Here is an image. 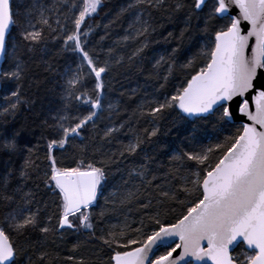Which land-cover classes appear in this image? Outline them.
Instances as JSON below:
<instances>
[{
	"label": "snow or ice",
	"instance_id": "obj_1",
	"mask_svg": "<svg viewBox=\"0 0 264 264\" xmlns=\"http://www.w3.org/2000/svg\"><path fill=\"white\" fill-rule=\"evenodd\" d=\"M109 3L0 0V264H264V0Z\"/></svg>",
	"mask_w": 264,
	"mask_h": 264
},
{
	"label": "trees",
	"instance_id": "obj_2",
	"mask_svg": "<svg viewBox=\"0 0 264 264\" xmlns=\"http://www.w3.org/2000/svg\"><path fill=\"white\" fill-rule=\"evenodd\" d=\"M116 3H117V0H111V3H109V4L107 5V7H105V8L102 10V12H101V16L103 17L105 13L109 12V10H110L111 8H113L114 5H115ZM165 250H166L165 248H160V252H163V251H165ZM158 254H159V253H158Z\"/></svg>",
	"mask_w": 264,
	"mask_h": 264
},
{
	"label": "water",
	"instance_id": "obj_3",
	"mask_svg": "<svg viewBox=\"0 0 264 264\" xmlns=\"http://www.w3.org/2000/svg\"><path fill=\"white\" fill-rule=\"evenodd\" d=\"M177 242H178V240L177 241H169V244H170V246L174 247L175 243H177ZM161 248H163V246ZM180 251H181L180 249H177V252L173 254L174 257L178 256ZM186 259H190V258H186ZM181 264H183V262H181ZM193 264H194V262H193Z\"/></svg>",
	"mask_w": 264,
	"mask_h": 264
},
{
	"label": "rangeland",
	"instance_id": "obj_4",
	"mask_svg": "<svg viewBox=\"0 0 264 264\" xmlns=\"http://www.w3.org/2000/svg\"><path fill=\"white\" fill-rule=\"evenodd\" d=\"M171 247H173V246H171Z\"/></svg>",
	"mask_w": 264,
	"mask_h": 264
},
{
	"label": "bare ground",
	"instance_id": "obj_5",
	"mask_svg": "<svg viewBox=\"0 0 264 264\" xmlns=\"http://www.w3.org/2000/svg\"><path fill=\"white\" fill-rule=\"evenodd\" d=\"M164 248V247H163Z\"/></svg>",
	"mask_w": 264,
	"mask_h": 264
}]
</instances>
